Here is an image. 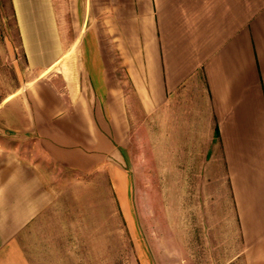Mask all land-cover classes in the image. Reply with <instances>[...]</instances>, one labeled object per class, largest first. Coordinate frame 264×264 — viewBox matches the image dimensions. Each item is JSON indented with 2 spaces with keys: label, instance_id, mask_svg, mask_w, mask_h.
I'll use <instances>...</instances> for the list:
<instances>
[{
  "label": "crops",
  "instance_id": "crops-1",
  "mask_svg": "<svg viewBox=\"0 0 264 264\" xmlns=\"http://www.w3.org/2000/svg\"><path fill=\"white\" fill-rule=\"evenodd\" d=\"M58 1L7 0L31 68H49L63 51ZM110 1L115 24L104 34L117 36L112 50L119 75L146 113L168 119L170 179L206 181L205 195L213 198L200 207L201 226L213 219L221 229L226 220L235 237L227 242L237 244L232 264H264V0ZM115 68L105 56L103 85ZM43 101L45 107L30 114L34 128L18 131L36 133L49 158L77 169L110 167L112 156L121 164L105 128L96 135L89 119L81 127L78 111L50 89ZM124 115L127 121L126 107ZM51 200L32 164L7 159L0 171V264H30L18 235ZM183 244L178 260L191 264L190 246Z\"/></svg>",
  "mask_w": 264,
  "mask_h": 264
},
{
  "label": "rangeland",
  "instance_id": "rangeland-1",
  "mask_svg": "<svg viewBox=\"0 0 264 264\" xmlns=\"http://www.w3.org/2000/svg\"><path fill=\"white\" fill-rule=\"evenodd\" d=\"M111 2H54L63 51L56 63L41 69L27 65L7 0H0V171L9 158L28 161L52 195L18 235L24 252L30 264H181L186 242L191 264H232L237 244L227 242L235 240L230 224L224 220L218 229L211 218L208 227L201 226L200 207L213 198L205 195L206 181L170 179L168 119L146 113L132 85L119 75L117 49L112 50L117 36L104 34L115 24ZM105 56L116 66L106 86ZM48 89L78 111L81 127L89 119L96 135L105 128L120 165L112 156L110 167L102 162L77 169L49 158L36 133L18 131L28 124L34 128L30 114L45 107Z\"/></svg>",
  "mask_w": 264,
  "mask_h": 264
}]
</instances>
